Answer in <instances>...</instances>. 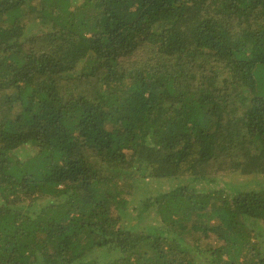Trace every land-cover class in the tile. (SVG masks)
<instances>
[{"label":"trees","instance_id":"trees-1","mask_svg":"<svg viewBox=\"0 0 264 264\" xmlns=\"http://www.w3.org/2000/svg\"><path fill=\"white\" fill-rule=\"evenodd\" d=\"M0 264H264V0H0Z\"/></svg>","mask_w":264,"mask_h":264},{"label":"rangeland","instance_id":"rangeland-1","mask_svg":"<svg viewBox=\"0 0 264 264\" xmlns=\"http://www.w3.org/2000/svg\"><path fill=\"white\" fill-rule=\"evenodd\" d=\"M31 28H33L35 26V23L31 24L30 25ZM136 184L134 186V189H133V192H134V198H141V197H144L145 194H146V191H145V188L144 186L142 185V183H139L137 181H135ZM157 184L156 183H150L148 186L149 187H152V186H156ZM221 244V241H219L218 239H216L215 237L213 236H204V239L202 241V245H208V246H211V247H218L220 246Z\"/></svg>","mask_w":264,"mask_h":264}]
</instances>
